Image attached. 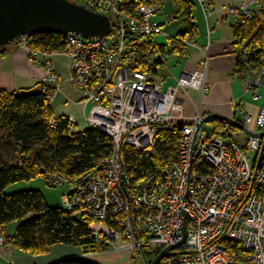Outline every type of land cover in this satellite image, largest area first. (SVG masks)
Wrapping results in <instances>:
<instances>
[{
  "label": "built area",
  "instance_id": "obj_1",
  "mask_svg": "<svg viewBox=\"0 0 264 264\" xmlns=\"http://www.w3.org/2000/svg\"><path fill=\"white\" fill-rule=\"evenodd\" d=\"M71 1L98 13H109L108 7H96L92 0ZM200 2L207 18L211 15L208 0ZM255 5V0H246L234 10L249 12L253 19L262 8L256 5L258 9L251 10ZM157 15L160 8L146 5L136 8L127 21H113L122 28L115 42L117 47L109 38L65 36L67 45L74 48L72 68L84 88L83 97L92 105L94 117L87 122L113 140L115 153L100 163V173L87 172L75 180L52 175L48 181L55 187L70 184L63 195V206L91 220L95 236L103 239L98 234L106 232L112 247L158 255L174 247L160 264H264V160L257 167L264 139L247 135L245 146H241L214 131L203 134L205 124L200 129L199 125L205 116L201 115L190 124L174 123L183 114L179 91H207L206 73L185 71L176 86L165 88L151 72L136 68L143 61L140 52L145 44L160 52L154 36L166 31L155 19ZM126 38L133 43L124 42ZM27 39L22 37L17 42L26 48ZM97 53L102 54L97 58L102 57L100 63L106 67L102 76L105 83L93 91V74L89 70L95 66L91 56ZM153 59L149 58V62ZM263 79L262 69L248 77L247 89L255 101L261 99ZM241 113L248 131L264 132V106L256 116L244 108ZM175 128L181 133L177 157L161 176H148L139 187H133L124 150L130 147L137 153H152L156 137L165 129ZM80 183L86 185L81 194L72 187ZM112 216L119 219L116 224L120 231L99 223ZM10 236V231L1 230L0 245H9Z\"/></svg>",
  "mask_w": 264,
  "mask_h": 264
},
{
  "label": "trees",
  "instance_id": "obj_2",
  "mask_svg": "<svg viewBox=\"0 0 264 264\" xmlns=\"http://www.w3.org/2000/svg\"><path fill=\"white\" fill-rule=\"evenodd\" d=\"M259 1L264 6V0ZM123 2L125 8H132L126 12H132L143 5H161L163 1ZM171 3L183 25L178 36L182 41L195 39L198 35L196 4L191 0H171ZM233 33L235 75L245 80L264 66V7L251 21L242 20L235 24ZM66 45L65 36L52 33L37 34L27 39L30 50L49 54L63 51ZM159 48L161 52L168 53L165 46ZM170 50L169 53L177 57L186 53L182 42L173 40H170ZM6 52L7 48L0 50V56ZM155 54L157 51L153 46L145 44L140 52L143 61L136 68L142 72H156V67L163 62L149 63V58ZM50 101L49 93L42 92L0 94V103H5L0 104V233L2 229L7 230L8 226L16 224L17 228L11 231L8 243H14L17 249L32 255H47L57 245L79 248L83 254L101 252L104 244L95 237L90 226L92 221L85 216L75 215L63 204L62 208L51 207L42 192L37 190L9 192L11 186L40 176L47 177L51 186L48 177L52 175L75 180L87 172H98L99 162L113 151V140L107 134L97 129L75 132L67 118L55 116ZM52 120H55L56 127L51 126ZM210 123L216 135L239 144L235 135L242 130L237 126L220 119L210 120ZM180 138L179 128L165 129L156 137L152 153H137L133 148H126V164L135 188L148 176H161L167 164L177 157ZM35 143L40 145L32 149ZM1 145H7V148L3 150ZM9 146H12L13 152ZM157 255L144 251L145 263L150 264ZM54 264L93 263L72 258Z\"/></svg>",
  "mask_w": 264,
  "mask_h": 264
},
{
  "label": "crops",
  "instance_id": "obj_3",
  "mask_svg": "<svg viewBox=\"0 0 264 264\" xmlns=\"http://www.w3.org/2000/svg\"><path fill=\"white\" fill-rule=\"evenodd\" d=\"M191 1L195 4L197 1L200 6L198 0ZM243 1L214 0L217 11L209 18H206L201 6L200 21L195 14L198 35L194 40L195 46H188L186 56L184 58L179 57V64L181 65L182 62L185 64L184 68L180 71V75L185 71H204L206 73L207 91L196 89H183L179 91L178 98L183 106V114L181 118L174 120L175 124H190L197 115H222L243 123L242 108L248 114L256 116L260 108L264 106V97L259 101H255L252 94L248 91L247 82L249 76L247 79L241 80L235 75L236 55L233 48L235 43L233 26L235 24L233 17L228 14L227 8L232 6L237 7ZM161 15L164 18H160L158 21L166 26V32L169 28L177 26L179 13L172 6L171 0H163L159 16ZM172 17L176 19L173 22H169ZM174 37H171V40L181 43L182 40L179 36L181 41H175ZM45 61H48V63H44ZM39 62L31 57L28 50L20 49L14 45L11 46L5 55L0 56V92L18 95L26 94V92H29L27 94L39 93L41 90L39 84L42 80L47 79V69L52 68L57 72L61 81V92H58L55 100L51 103L55 116L57 118H67L70 116L74 119L73 129L75 132L82 133L87 131L89 129L87 116L90 113L88 111L91 106H83L82 93L70 82V59L65 55L52 53L49 58L43 61L40 60ZM153 74L156 75L157 70ZM179 77H177V80ZM162 81L167 88L177 85L166 84L167 79L165 78ZM49 83L53 84L52 82ZM51 87L57 88V85L53 84ZM263 90L264 87L262 88V93ZM9 227L11 228V226ZM57 246L52 247L47 255L33 256L32 254L17 250V264H52L63 259L72 258H79L93 264H104L106 261L98 258H96L97 260H91V255H83L79 248L74 247L65 248V246L51 254V251ZM99 255L101 256V253L97 256L100 257ZM114 258L115 260H110L113 264H126L128 261L127 253L119 254ZM124 258L127 260L126 262H122ZM0 264L10 263L0 255Z\"/></svg>",
  "mask_w": 264,
  "mask_h": 264
},
{
  "label": "rangeland",
  "instance_id": "obj_4",
  "mask_svg": "<svg viewBox=\"0 0 264 264\" xmlns=\"http://www.w3.org/2000/svg\"><path fill=\"white\" fill-rule=\"evenodd\" d=\"M198 2L200 3V6L202 7V4H201L200 0H198ZM245 2H246V0H244L241 5L237 6V8H240L242 5H244ZM92 3L96 4V7H103V8L104 7H108V12L109 13L106 12L107 14H105V13H103V14L108 15L110 17L112 24H113V21L115 23H117L119 21V24H120V20H122V19H125L127 21L128 20L127 19V16L131 15L136 10L135 9L132 12H126V10L128 8L129 9H132V8H130V7H126L125 8L126 5L124 4L123 0H92ZM255 4L256 5H261L262 8L264 7L263 6V3L260 2L259 0H255ZM153 5H155V4H153ZM162 5H163V2L161 3V5H156V6L158 8H160V7H162ZM256 5L255 6H252L251 10H254L255 8L257 10L258 7H256ZM143 6H146V5H143ZM200 6H199V4L196 1L195 14H196V17L198 18L199 21H200L199 16H200V14L202 12L200 10ZM87 7L91 9V7H89V6H87ZM123 8H125V9H123ZM237 8L234 7V6L227 8L228 9V14H230L233 17L234 24H237L238 22H240L242 20H245V21H251L252 20V19L249 18V12H247V13L246 12L245 13L243 12L242 13L239 10H234V9H237ZM262 8H261V10H262ZM208 9H209L211 15L214 14L217 11V7H216V5L214 3V0H208ZM261 10H260V12H261ZM93 11H95V10H93ZM260 12H259V14H260ZM211 15H209L207 18H209ZM160 18H164L163 15H161V16H158L157 15L155 17L156 20H159ZM195 22H196V19H195ZM164 27H165V31H166L167 28H166V26H164ZM182 29H183L182 21H179L178 24H177V26H174V27L169 28L168 31L165 32V34H160V35H155L154 36V42L157 45H159V46H165L166 47V50L168 51V53L167 52H164L163 53V52L160 51L159 53H157V54L154 55L153 61L152 62H149L151 64H153L154 62L160 61V60L162 62H164V64L162 63L161 65H159L158 67H156L157 68V74L156 75L153 74L155 72H153V73L151 72L153 74V78L154 79H156L158 81H162L165 78V79H167L166 84H175L176 85L178 83V80L179 79L177 80V77H179L180 71L184 68L185 64H183V62H182V64L180 65L179 64V61H180L179 57H177L176 55H173V54H171L169 52L171 51L170 50V40H171V37H174V36L178 37V34H179V32ZM121 30H122V28H120V27L118 28L116 25H113V31H112V33L108 37H104V38H109L110 43L113 44V46L117 47L115 42L117 41L118 35H119V33H121ZM121 39L122 38H120V40ZM194 40L195 39H185V40H183L182 44L187 49L188 46H190V47L195 46ZM121 42H123V41H121ZM124 42H126L129 45H131L133 43L130 40V38H126ZM14 46H17L20 49L28 50L30 52V54H31V57L35 61H37V62H39L40 60L41 61L46 60V58H49L50 57V54L49 53H44V52H41V51H32V50H30L28 48V46H27V41L25 43L26 48L22 45V43L21 44H18V43L17 44H14ZM10 47L11 46L7 47V50ZM71 48L74 49L72 46L70 47L69 45H66V48L63 51H61L60 53L59 52H55L53 54H56V55H65V56H67L70 59V62H71V79H70V82L83 95L84 88L81 87V84L78 81L79 75H77L74 72L75 69L72 68L74 61H73V54H72ZM141 49L143 50V47ZM116 51H118V50H116ZM85 54H87V53H84V55ZM99 55L102 56V54H98V53L95 54L94 56H91V58L94 57L96 59V60L95 59L91 60V62L95 66L92 67L89 70L90 74L91 73L93 74V80H92V82L90 84V88L93 91L98 86H101V85H103L105 83V81L102 80V76H104L106 67H105L104 63H100L101 62L100 60H103V58L102 57L100 59L97 58ZM81 56L82 55L80 54L77 57L78 58H81ZM185 56H186V53H184V55L182 57H180V58H184ZM128 58H129V56H127V58L126 57L123 58L122 59V62L126 61V59H128ZM39 63H41V62H39ZM44 63H48V61H45ZM262 71H264V66L262 67ZM47 74H48L47 79L44 80V81L42 80V82L39 84V86L41 88L40 93L41 92L43 94L49 93V97L51 98L50 103H52L55 100V97L58 94V92L59 93L61 92V86H60V82L61 81H60L59 75L57 74V72L54 69L48 68L47 69ZM180 77H181V75H180ZM49 82H52L53 84H56L57 85V88L51 87V85H53V84H51ZM263 87H264V79H263L262 88ZM165 88H166V86H165ZM262 88H261V99H263V97H264V95H263L264 94V90H263V93H262ZM27 93H29V92H26V94ZM0 94H7V93L0 92ZM26 94H21V95H26ZM261 99H259V100H261ZM0 104L1 105H5V103H3V102L0 103ZM82 104L85 107L88 106V105L91 106V108H89L90 110L88 111V113L90 112L89 115H88L89 116L88 117V120H90V118L94 117V115H92L93 114L92 105L90 103H88L87 100H86V98L84 99V97H83ZM205 117L203 118V120L205 119ZM67 119L70 121V123H72V126H73L74 119L71 118L70 116L67 117ZM55 120H57V119L55 118ZM55 120H52L51 126H53V127H56ZM87 125H88L89 129H92L89 126V123L88 122H87ZM211 132H213V125L210 122H207L204 125V127H203L202 133L203 134H210ZM235 137H236L239 145L244 146V144H246V142H247V138H246L247 135H246V133L244 131H241L240 133H238L237 135H235ZM39 145H40L39 143L33 144L32 149L38 148ZM113 145H114V142H113ZM1 146H2V149L3 150H4V148H7V145H5L4 147H3V145H1ZM9 149L11 150V152L14 151L13 148H12V146H9ZM114 153H115V145L113 147V151H112L111 155L108 156V157H106V158H104V159H102L99 162L98 166L100 165V163L102 161L111 158L114 155ZM124 155H125V150H124ZM125 160H126V158H125ZM94 173H100V171L94 172ZM55 176H59V175H55ZM46 178L43 177V176H40V177H38V178H36V179H34L32 181H29V182L17 183V184H15V185H13V186H11L9 188V192L15 193V192H20V191L37 190V191L42 192V194L44 195L46 201L48 202V204L51 207H53V208H62L63 195L68 190V187L70 186V184L61 185V186H57V187H52V186H50L48 184ZM71 186H72V184H71ZM132 186L134 187L133 181H132ZM72 187L79 194H81V190H85L86 189V185L85 184H82V183L77 184V185H73ZM71 195H73V193H71ZM122 218H124V215H122L120 217V219H122ZM118 220L119 219L116 216H112L107 221H105V223H102L101 222L102 220L99 221V223L100 224H104L107 228H111V229H115L117 231H120L121 229H118L117 224H116V221H118ZM16 228H17V225L16 224H12L11 225V228L8 226L7 230H9L11 232V231H14ZM2 231H3V229H2ZM98 235H100L103 238V239H101V238L95 236L99 240V242H101V243L104 244V250H102L101 252H97V253L83 254V255H86V256L87 255L88 256L91 255V257H90L91 260H97L96 258H98V259H103L104 261L106 260L104 262V264H113V262H110V260H112V259L115 260L114 257L118 256L119 254L127 253V255H128V261L125 260V258H124L122 260V262L123 261H125V262L127 261L126 264H146L145 263V260H144V257H143V254H141L140 252H138V251L135 252V251H128V250L127 251L126 250H120L117 247H112L110 245V243L108 242L109 241V238H108L106 232H100V234H98ZM63 247H65V246L64 245L57 246L56 248H54L51 251V254H53L54 252H56L57 249L63 248ZM65 248H67V247H65ZM17 250H19V249L16 248V246L14 245V243L11 244V242L9 243V245H3V244L0 245V255L3 258H5L10 264H17V261H16V251ZM21 252H23V251H21ZM100 253H101V256L99 255L100 257H98L97 255L100 254ZM33 256H35V255H33ZM54 263H56V262H54ZM54 263H52V264H54ZM94 264H99V263H94Z\"/></svg>",
  "mask_w": 264,
  "mask_h": 264
},
{
  "label": "water",
  "instance_id": "obj_5",
  "mask_svg": "<svg viewBox=\"0 0 264 264\" xmlns=\"http://www.w3.org/2000/svg\"><path fill=\"white\" fill-rule=\"evenodd\" d=\"M113 24L108 15L98 13L70 0H0V50L14 45L22 37L52 33L76 34L86 39L108 37ZM213 119L237 126L247 135L264 139V132L254 134L243 123L222 115L206 116L200 127ZM195 134L194 138H197ZM264 160V144L257 167ZM186 237L182 243L185 242ZM174 247L157 255L150 264H160Z\"/></svg>",
  "mask_w": 264,
  "mask_h": 264
},
{
  "label": "bare ground",
  "instance_id": "obj_6",
  "mask_svg": "<svg viewBox=\"0 0 264 264\" xmlns=\"http://www.w3.org/2000/svg\"><path fill=\"white\" fill-rule=\"evenodd\" d=\"M88 117H89V116H87V120H88ZM179 130H180V129H179Z\"/></svg>",
  "mask_w": 264,
  "mask_h": 264
}]
</instances>
